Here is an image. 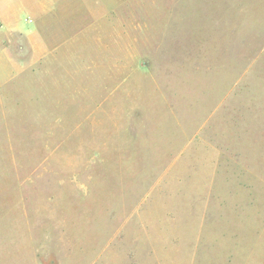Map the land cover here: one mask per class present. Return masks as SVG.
Wrapping results in <instances>:
<instances>
[{
  "label": "rangeland",
  "instance_id": "374dc122",
  "mask_svg": "<svg viewBox=\"0 0 264 264\" xmlns=\"http://www.w3.org/2000/svg\"><path fill=\"white\" fill-rule=\"evenodd\" d=\"M61 32L1 94L0 264H264V0Z\"/></svg>",
  "mask_w": 264,
  "mask_h": 264
},
{
  "label": "crops",
  "instance_id": "0c3cea01",
  "mask_svg": "<svg viewBox=\"0 0 264 264\" xmlns=\"http://www.w3.org/2000/svg\"><path fill=\"white\" fill-rule=\"evenodd\" d=\"M116 6L117 0H0V99L53 59L54 43L68 36L61 30L113 21Z\"/></svg>",
  "mask_w": 264,
  "mask_h": 264
}]
</instances>
